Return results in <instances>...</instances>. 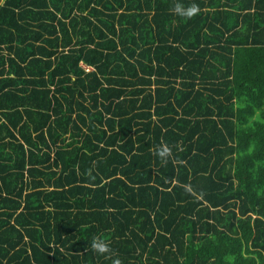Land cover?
I'll return each instance as SVG.
<instances>
[{
	"label": "trees",
	"instance_id": "trees-1",
	"mask_svg": "<svg viewBox=\"0 0 264 264\" xmlns=\"http://www.w3.org/2000/svg\"><path fill=\"white\" fill-rule=\"evenodd\" d=\"M176 2H0V264H264V0Z\"/></svg>",
	"mask_w": 264,
	"mask_h": 264
},
{
	"label": "clouds",
	"instance_id": "clouds-1",
	"mask_svg": "<svg viewBox=\"0 0 264 264\" xmlns=\"http://www.w3.org/2000/svg\"><path fill=\"white\" fill-rule=\"evenodd\" d=\"M177 15H180L184 17L185 19H191L194 15H196L199 11L198 6L196 5H189L185 6L179 0L173 5L172 9ZM155 155H158L163 163L167 162V158L171 155V150L167 146H163L160 149H158L156 152H154ZM91 249L100 255H105L111 253V249L109 247V244L99 238L94 237L91 243ZM113 264H120L118 260H113Z\"/></svg>",
	"mask_w": 264,
	"mask_h": 264
},
{
	"label": "rangeland",
	"instance_id": "rangeland-1",
	"mask_svg": "<svg viewBox=\"0 0 264 264\" xmlns=\"http://www.w3.org/2000/svg\"><path fill=\"white\" fill-rule=\"evenodd\" d=\"M2 0H0L1 2ZM79 63L81 64V66L83 67L84 70H89L92 67L90 65H88L87 63H85L84 61L80 60Z\"/></svg>",
	"mask_w": 264,
	"mask_h": 264
}]
</instances>
